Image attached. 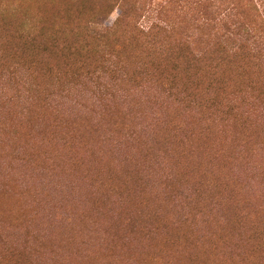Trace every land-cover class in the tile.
Wrapping results in <instances>:
<instances>
[{
    "label": "rangeland",
    "instance_id": "374dc122",
    "mask_svg": "<svg viewBox=\"0 0 264 264\" xmlns=\"http://www.w3.org/2000/svg\"><path fill=\"white\" fill-rule=\"evenodd\" d=\"M210 1L225 35L204 0H0V264H264V0ZM120 9L165 26L153 77Z\"/></svg>",
    "mask_w": 264,
    "mask_h": 264
},
{
    "label": "trees",
    "instance_id": "16d2710c",
    "mask_svg": "<svg viewBox=\"0 0 264 264\" xmlns=\"http://www.w3.org/2000/svg\"><path fill=\"white\" fill-rule=\"evenodd\" d=\"M204 1H206V6H205L204 12L210 16V19L209 18L207 19L210 22L208 24H206V27H203V28H207V29L211 28L210 30L216 29L215 31H213L215 34L225 35L224 33H222L220 31L218 25H221L222 28H224V29H228V28H226V26L230 22L228 20L229 19L231 20V14L226 12V10H228L229 8L226 7V8H224V10H222L221 4L218 3L219 1L218 2L217 1H210V0H204ZM220 10L223 11L224 18L221 17ZM117 18H118L117 19L118 21H116V22H118V23L121 21H123L125 23L127 20H131L134 22V27L138 32L137 33L138 38H136V39H138L141 42L142 47L144 49H146L149 53L148 56H144L142 54V52L139 51L135 55V59H136L137 64L139 65L140 63H142L138 68L141 69L143 71V73H146L145 74L146 76H152L153 77L154 75L149 74L150 70L154 69V70L158 71L160 69V64L155 62L157 58L154 54L156 53V51L162 49L164 46L163 43L159 39L158 33L160 31L166 32L165 31L166 29L164 28L165 26L163 24L160 25V24H155V23H152L151 26H148L147 25L148 22L145 20V17L141 18L139 16L138 12L133 13L132 15H129L128 13H125V11L123 9L119 10V14H118ZM97 24H98V22L97 23L96 22H90V26H91L92 31L96 30L95 25H97ZM240 24H241V21H240ZM105 31H106V29H105ZM20 33L22 34V32H20ZM99 34H102V33L99 32ZM110 34L113 36L115 35V33L114 34L110 33ZM117 35L118 34H116V36ZM19 36H20V38H23V37H21V35H19ZM119 38H118V40H114V45L111 48V51L113 54H111V52H110V57H113V60H112V63H110V65L114 66L119 71H122L123 73H125L127 64L119 56L120 55L119 50H121L123 48L124 41H121ZM33 41H34L33 35L27 36V38L24 39V42H23L24 47H29ZM216 45L220 50L226 51V48L222 44L217 43ZM146 58H147V60L144 61ZM4 60H5V58L3 56H0V62L4 61ZM26 69H28V68H26ZM176 69H178V66H176L175 70ZM168 80H169V82H171V84L173 86H175L177 76L175 74H172L171 79H168ZM121 81L122 80L119 79L118 83L120 84ZM157 82H160L159 77H157L155 79V83H157ZM160 84L162 85V83H160ZM33 86H37V85L33 83ZM115 86H119V85L115 84ZM136 87L138 88L140 86H136ZM167 91L169 94L172 93V95L174 96L172 88H168ZM213 103L211 104V106H213L212 109H215V111L220 113L224 117L225 121L235 122L236 120L240 119L241 114H239V112L235 111L230 104H223V103L213 104Z\"/></svg>",
    "mask_w": 264,
    "mask_h": 264
}]
</instances>
